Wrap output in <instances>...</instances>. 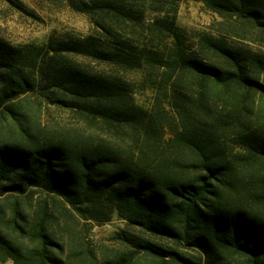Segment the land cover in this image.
<instances>
[{"label": "trees", "instance_id": "obj_1", "mask_svg": "<svg viewBox=\"0 0 264 264\" xmlns=\"http://www.w3.org/2000/svg\"><path fill=\"white\" fill-rule=\"evenodd\" d=\"M196 1L264 36V0ZM144 2L163 17L146 41L129 39ZM163 3L84 2L95 18L87 37L0 40V263L264 264V55L206 37L217 61L188 53ZM132 72L160 75L148 107L134 99ZM30 100L82 127H41ZM115 213L138 233L122 231L100 258L75 247L76 225ZM67 235L64 260L57 236Z\"/></svg>", "mask_w": 264, "mask_h": 264}, {"label": "rangeland", "instance_id": "obj_2", "mask_svg": "<svg viewBox=\"0 0 264 264\" xmlns=\"http://www.w3.org/2000/svg\"><path fill=\"white\" fill-rule=\"evenodd\" d=\"M93 0H0V40L10 45H37L46 46L53 40L57 41L68 37H87L94 33L95 18L79 9L82 3H90ZM160 6L163 11L175 16L177 40L179 46L191 54L200 55L202 58L211 57L204 54L203 38L223 39L228 45L251 54L264 55V36L257 31L235 20L220 17L208 10L202 2L196 0H163ZM140 3L142 1H139ZM145 3V2H144ZM158 7V6H157ZM150 3H145L146 13L140 27L124 28L127 38L141 41L148 39V27L162 14L149 10ZM176 11V13L174 12ZM234 25L232 28L231 25ZM233 29V30H232ZM171 42V43H170ZM170 46L173 43L170 41ZM212 61H217L216 58ZM93 67L100 68L97 65ZM155 75L153 79H159ZM129 81L135 82L133 87L134 99L137 104L148 107L154 103L157 84L148 73L132 72L127 75ZM264 81V77L262 78ZM164 98V92L161 91ZM162 98V100H163ZM42 102L24 101L22 104L28 109L32 120H36L41 127L48 126L50 129L81 128L82 120L69 110L59 109L55 106ZM27 105H30L27 107ZM7 129H0V142L7 136ZM17 139V136L12 138ZM16 180V179H15ZM7 185V184H5ZM30 195V191L28 192ZM27 194V195H28ZM35 199L46 197V194L34 190ZM3 197L0 196V199ZM25 198V196H23ZM26 213L30 209L25 206ZM80 222L76 225L73 235L75 247L83 253H94L100 258L118 248L117 238L122 231L138 233L136 229L128 226L115 213L111 220L104 224L95 222ZM65 250L61 256L67 259L69 253V237L57 236ZM23 247L28 241L21 242ZM0 264H13L11 261Z\"/></svg>", "mask_w": 264, "mask_h": 264}]
</instances>
